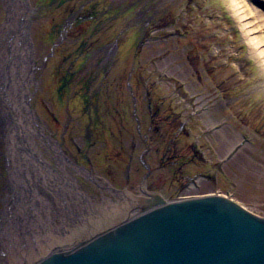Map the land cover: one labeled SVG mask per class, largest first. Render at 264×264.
I'll use <instances>...</instances> for the list:
<instances>
[{
  "label": "rangeland",
  "instance_id": "obj_1",
  "mask_svg": "<svg viewBox=\"0 0 264 264\" xmlns=\"http://www.w3.org/2000/svg\"><path fill=\"white\" fill-rule=\"evenodd\" d=\"M28 1L34 60L29 103L45 133L72 154L68 159L90 166L89 158L93 174L102 177L88 182L67 165L71 180L57 185L87 193L94 228L101 225L96 199L114 210L107 184L144 196L140 158L154 169L148 190L168 200L219 193L264 216V64L234 0H97L95 7H84L90 0ZM250 3L264 14V2ZM78 12L86 18L75 23ZM5 15L0 0V25ZM64 76L69 80L60 96ZM146 132L159 150L145 160ZM5 147L0 115V222L9 195ZM40 148L57 168L56 151L42 142ZM166 155L176 163L161 161ZM77 199L71 205L80 212ZM59 212L64 225L67 216ZM57 225L68 228L53 233L58 243L66 232L83 230L76 216Z\"/></svg>",
  "mask_w": 264,
  "mask_h": 264
},
{
  "label": "water",
  "instance_id": "obj_2",
  "mask_svg": "<svg viewBox=\"0 0 264 264\" xmlns=\"http://www.w3.org/2000/svg\"><path fill=\"white\" fill-rule=\"evenodd\" d=\"M27 264H264V216L221 194L153 193L137 214Z\"/></svg>",
  "mask_w": 264,
  "mask_h": 264
},
{
  "label": "bare ground",
  "instance_id": "obj_3",
  "mask_svg": "<svg viewBox=\"0 0 264 264\" xmlns=\"http://www.w3.org/2000/svg\"><path fill=\"white\" fill-rule=\"evenodd\" d=\"M252 1L264 2V0ZM234 5L235 9L241 13L240 18L244 20L242 27L245 33L251 35L252 43L259 49L258 55L262 58L264 64V14L262 10L254 7L250 0H234ZM4 6L6 15L0 25V115L4 124L7 150L10 148L9 151L11 153H7L10 175L14 178L16 163L22 170L31 171V174H25L24 176L28 186V190L24 194L30 197L34 195L32 192L30 193V190H35L36 187L41 188V183L45 184L43 186L47 184L58 185L59 179L64 182H70L71 176L66 173V163L59 150V144L52 140L35 120L29 103L30 83L33 80L34 69L28 30L29 9L25 0H4ZM41 142L46 148L56 151L57 155L52 157V160L55 161L57 168L45 158L40 148ZM50 177L51 181H47V178L49 179ZM36 181L40 182V184L38 185ZM71 189L73 191L68 189L71 195L70 203L75 199L73 198L75 194L79 197L77 191L72 187ZM43 191L47 193L46 190ZM61 193L63 192L61 191ZM113 197H116V203L110 207L114 210L107 208V205L102 206L103 203L100 204L98 200L95 201V206L96 208L98 207V212L96 213L99 215V220L120 221L130 212H135V208H130L132 202H128L131 199L126 194H117ZM62 201L66 206V201ZM87 202V222L90 226H94L93 220L89 222V218L92 217L89 213L93 212V210L90 207V200ZM60 205L64 208L62 204ZM67 219L68 216L65 219V224ZM49 226L51 227V223H49ZM98 226L96 225L95 227ZM39 251V248H35L34 251L27 254H39ZM19 259L21 260L23 257L17 255L15 251L5 250L0 246V262H8L10 264L15 262L13 264H16Z\"/></svg>",
  "mask_w": 264,
  "mask_h": 264
},
{
  "label": "flooded vegetation",
  "instance_id": "obj_4",
  "mask_svg": "<svg viewBox=\"0 0 264 264\" xmlns=\"http://www.w3.org/2000/svg\"><path fill=\"white\" fill-rule=\"evenodd\" d=\"M93 2H97V0H93ZM122 135V133H120ZM141 134V133H140ZM144 139L146 142V149L145 152L142 154L144 155L146 160V153L150 154L153 152V150L158 151L159 149H154V137L152 136V132H146L144 135ZM136 146V145H135ZM78 151H81V148L77 149ZM113 155L115 153L110 150ZM8 154H11L9 149L7 150V147L4 148V161H5V168L7 171V178H8V192L9 195L5 199L6 202V212L3 214V220L0 222V246H2L5 250L9 249L10 251H15L17 255H21L23 259H19L16 261V264H25V262H32L38 259V257L41 255V251L43 249H46V251L50 249H55L57 247H65L70 248L77 244V242L87 236L88 233H90V224L87 222V215L88 211L86 210V205L89 197L86 195L87 193L78 188L77 193L79 194V197L75 194L73 198H78L77 203L79 204L80 212L75 211V207H73L71 204L73 202H69V199L71 198V195L69 194V190L73 191L71 189V186H66L63 190L59 189V186L55 185L54 187H49L48 189H43L36 187L35 190H30V193L32 192L34 195H31L30 197L25 196L24 192H27L28 186L24 180V176L26 174L23 170H15L14 178L11 177L8 167ZM63 155L65 157H70L72 154H70L68 151H63ZM133 155L134 153L129 154V161L126 163V170H127V176L125 180V185L129 186L130 184V173L132 170V163H133ZM84 156H86L84 154ZM141 156V157H142ZM173 155H166L162 157L161 161H165L166 159H169V164H175L176 162L173 160ZM69 160V159H68ZM66 161V160H65ZM87 163H89L90 166L84 165L83 168L78 167L81 163L78 159H76L75 164H69L66 163V166L69 165L72 170L77 171L79 175H81L86 181L90 182H98L99 179L94 180L90 174L94 173V170L92 168V164H90V159L86 158ZM141 163H144L145 170L142 173L141 168L142 167H134V170L137 171V173H142L140 176V182H141V189L142 192H149L151 190H148L149 188H153L154 184L149 183L148 181L153 173V166L152 164H145V161L141 160ZM180 163V161H179ZM81 166V165H80ZM88 167V168H87ZM58 176V175H56ZM100 177L99 175H97ZM64 177V176H63ZM74 180V179H73ZM60 183L65 184L64 181L58 180ZM97 187H99L101 190V186L97 184ZM40 187V186H39ZM135 187V184H133V188ZM67 189V190H65ZM46 190L47 193H45ZM118 190V189H117ZM61 191L63 193H61ZM83 193V194H82ZM63 194V195H62ZM119 193L111 192V196H116ZM121 195V194H120ZM105 195L101 193L100 197L103 198ZM72 198V199H73ZM66 201V206L64 205V202ZM97 200V199H96ZM87 202V203H86ZM64 206V208L61 207V205ZM85 205V206H84ZM58 209V210H57ZM63 210L65 215L68 217L76 216L77 222L79 225L82 224L83 230L82 233H78L75 236H72L73 233L66 232L64 237V241L61 243H55V237H53V233L57 235L61 231L67 230L68 228L60 227L59 229L57 225V220H59L60 226H65L67 224L62 225V222L64 219L60 218V210ZM35 211V212H34ZM77 212V213H76ZM84 220V221H83ZM105 220L101 221L98 228L91 229L93 232L95 231H101L106 227L104 224ZM49 223H51V227L49 226ZM51 228V229H50ZM57 228V229H56ZM55 229V231L53 230ZM90 231V232H89ZM53 236H52V235ZM70 234V235H69ZM51 246V247H49ZM35 248H39V254H27L31 251H34ZM2 262H0L1 264ZM15 263V262H13ZM12 263V264H13ZM3 264H9L8 262H4Z\"/></svg>",
  "mask_w": 264,
  "mask_h": 264
},
{
  "label": "trees",
  "instance_id": "obj_5",
  "mask_svg": "<svg viewBox=\"0 0 264 264\" xmlns=\"http://www.w3.org/2000/svg\"><path fill=\"white\" fill-rule=\"evenodd\" d=\"M48 1V4H53L56 0H47ZM83 17V16H82ZM82 17H80V14L78 15L77 19L80 20ZM65 80H62V83L64 84ZM84 100L87 101V97L85 96L84 97ZM173 125V123L171 124Z\"/></svg>",
  "mask_w": 264,
  "mask_h": 264
}]
</instances>
